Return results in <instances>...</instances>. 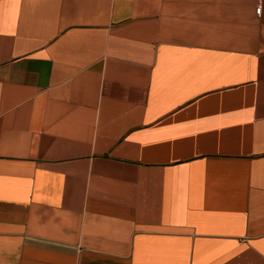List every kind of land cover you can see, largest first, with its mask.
Returning <instances> with one entry per match:
<instances>
[{
  "label": "crops",
  "instance_id": "0c3cea01",
  "mask_svg": "<svg viewBox=\"0 0 264 264\" xmlns=\"http://www.w3.org/2000/svg\"><path fill=\"white\" fill-rule=\"evenodd\" d=\"M0 264H264V0H0Z\"/></svg>",
  "mask_w": 264,
  "mask_h": 264
},
{
  "label": "built area",
  "instance_id": "2783aa9c",
  "mask_svg": "<svg viewBox=\"0 0 264 264\" xmlns=\"http://www.w3.org/2000/svg\"><path fill=\"white\" fill-rule=\"evenodd\" d=\"M259 11H260V9H259V8H257L256 12H257V13H259Z\"/></svg>",
  "mask_w": 264,
  "mask_h": 264
}]
</instances>
